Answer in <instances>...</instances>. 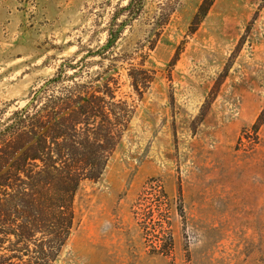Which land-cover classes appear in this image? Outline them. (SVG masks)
I'll use <instances>...</instances> for the list:
<instances>
[{
    "label": "rangeland",
    "instance_id": "374dc122",
    "mask_svg": "<svg viewBox=\"0 0 264 264\" xmlns=\"http://www.w3.org/2000/svg\"><path fill=\"white\" fill-rule=\"evenodd\" d=\"M129 1L0 0V124L63 63L132 107L56 264H264V0Z\"/></svg>",
    "mask_w": 264,
    "mask_h": 264
},
{
    "label": "trees",
    "instance_id": "16d2710c",
    "mask_svg": "<svg viewBox=\"0 0 264 264\" xmlns=\"http://www.w3.org/2000/svg\"><path fill=\"white\" fill-rule=\"evenodd\" d=\"M139 8L130 0L125 9ZM117 36L111 32L92 54L102 55ZM80 73L79 62L61 64L0 124V264L57 263L77 224V196L102 176L127 130L132 107L116 99L114 77L80 82ZM128 77L138 94L150 82L142 68Z\"/></svg>",
    "mask_w": 264,
    "mask_h": 264
}]
</instances>
